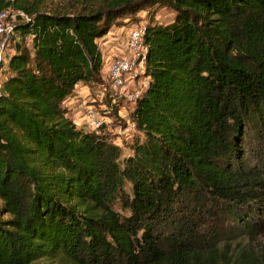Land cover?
Instances as JSON below:
<instances>
[{"label": "trees", "instance_id": "obj_1", "mask_svg": "<svg viewBox=\"0 0 264 264\" xmlns=\"http://www.w3.org/2000/svg\"><path fill=\"white\" fill-rule=\"evenodd\" d=\"M86 1L0 0L30 16L0 96V264H264V0ZM154 5L175 16L145 25L123 157L65 101L104 83L98 39Z\"/></svg>", "mask_w": 264, "mask_h": 264}, {"label": "built area", "instance_id": "obj_2", "mask_svg": "<svg viewBox=\"0 0 264 264\" xmlns=\"http://www.w3.org/2000/svg\"><path fill=\"white\" fill-rule=\"evenodd\" d=\"M29 19L30 16L22 10H0V96L4 94L3 83L8 76L7 53L11 43H15L16 40L14 27L18 22ZM113 28H119L120 32L123 30L121 26ZM145 33V25L131 26V29L125 31V38L116 53L105 57L106 71L102 76L104 83L99 89L101 100L108 99L114 105L115 102L124 98L132 100L135 104L137 98L149 86L150 76L146 73L149 45L144 40ZM120 115L127 116L124 110L120 111ZM84 118L83 125L93 130L104 126L105 118L109 117L100 113L95 105L88 104ZM129 126L136 128L133 120H129Z\"/></svg>", "mask_w": 264, "mask_h": 264}, {"label": "rangeland", "instance_id": "obj_3", "mask_svg": "<svg viewBox=\"0 0 264 264\" xmlns=\"http://www.w3.org/2000/svg\"><path fill=\"white\" fill-rule=\"evenodd\" d=\"M41 3L42 7H44L45 9L57 8L66 11L90 10L100 4V2L93 3L87 2L86 0L78 3L73 2L71 0H41ZM126 16L127 17L123 18L121 24L123 30L120 36L118 37L120 43H122L125 38V31L131 29V26L137 27V25H146L152 17L155 18V22L157 23H168L174 19L175 12L170 6L154 5L139 11L136 15ZM18 48H20V45H15V43L12 42L8 50L7 57H10V55H12V53ZM104 71H106V68L104 69ZM100 88V86H92L91 84H86V86L85 83L79 84L77 90L79 89L80 92H75L76 94L73 96V99H70L68 103L69 105H71L69 106L70 108L68 107V109L70 110V115L74 118L76 124L87 129V127L83 125L85 122V110L88 104L95 105L100 113L105 114L106 117H109L105 118L106 122L104 123L103 127L104 132L110 138L116 140L118 145L122 146L121 148L123 152V157H125L128 153L131 152L129 146L134 143L137 136L142 137V135L139 134L134 127L129 126V120H131L130 114L133 110L134 103L130 99L121 98L119 102H115L114 105H112L111 101L108 99L101 100V95L99 93ZM121 110H124L127 116H121ZM128 189L129 187L127 186V190ZM238 230L239 232H237V241L246 240L243 242H247L248 238L245 236V233L242 232L243 229ZM256 242L263 243L264 237H259Z\"/></svg>", "mask_w": 264, "mask_h": 264}, {"label": "crops", "instance_id": "obj_4", "mask_svg": "<svg viewBox=\"0 0 264 264\" xmlns=\"http://www.w3.org/2000/svg\"><path fill=\"white\" fill-rule=\"evenodd\" d=\"M120 34H121V32H120V29H119V28H118V29H116V28H112L111 31H110L107 35H105L104 37L98 39V42H99V44H100V47H101V49H102V51H103L105 57L108 56V55H113V54H115L116 51L118 50V47H119V45L121 44V43L119 42V39H118V37L120 36ZM18 49H19V48H18ZM18 49H16V51H17ZM13 53H15V51H14ZM13 53H12V54H13ZM10 57H11V55H10ZM10 57H8V59H9ZM79 84H81V83H79ZM79 84H78L77 86H79ZM85 86H86V84H85ZM87 86H88V85H87ZM76 90H77V88H76ZM76 90L74 91L73 95H72L71 97H69V98L65 101V105H66L67 107L71 106V105L68 104L69 101H70V99H73V96H74L76 93H79V92H80L79 89H78L77 91H76ZM75 92H76V93H75ZM69 108H70V107H69Z\"/></svg>", "mask_w": 264, "mask_h": 264}]
</instances>
